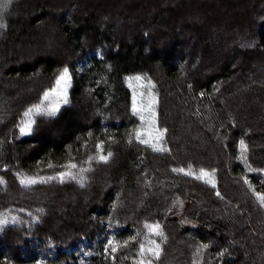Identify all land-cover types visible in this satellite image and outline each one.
Wrapping results in <instances>:
<instances>
[{
  "label": "trees",
  "instance_id": "16d2710c",
  "mask_svg": "<svg viewBox=\"0 0 264 264\" xmlns=\"http://www.w3.org/2000/svg\"><path fill=\"white\" fill-rule=\"evenodd\" d=\"M75 9L54 21L39 0L0 6V264H264V0H254L248 36L232 21L226 33L192 35L169 17L102 22ZM46 26L67 53L36 46L16 60ZM229 41L220 68L203 74L197 49L212 63ZM64 68L67 103L25 116L43 109ZM139 82L154 99L150 116L133 110ZM73 192L60 220L54 202ZM177 206L198 228L168 227Z\"/></svg>",
  "mask_w": 264,
  "mask_h": 264
},
{
  "label": "rangeland",
  "instance_id": "374dc122",
  "mask_svg": "<svg viewBox=\"0 0 264 264\" xmlns=\"http://www.w3.org/2000/svg\"><path fill=\"white\" fill-rule=\"evenodd\" d=\"M74 4H76V9L74 10V13L71 14L75 15L76 11L79 10L80 14L85 17L87 14L96 12V14H98L99 20L102 22L106 21L105 18L109 15L113 17L120 14L122 18H125L127 15H129L132 18L139 17L138 19L145 17V20L156 15L157 17L159 16L164 20L169 17V21L171 23L174 22V27L176 29L179 28L182 30L184 27L183 25H187L186 27L190 29V34L193 35L197 33L198 35L200 32L207 31V33H210L215 29L219 30V32L223 31L226 33L228 31L226 28L227 23L228 21H232L233 25L235 23H239L240 28L243 27L241 32L248 36L247 26H245V24L253 19L251 13L254 0H39V5H43L45 8L52 10L54 21L64 16V12L70 11ZM160 23H162V27H160L165 31L170 29L168 25L164 26L163 22ZM128 24L130 27H132L133 22L131 21V23ZM133 25L140 26L141 23L138 22ZM49 29H51V31H49L46 26L44 29L42 28L40 32L35 34L31 33L28 38H25L23 43L17 47V56L15 59L17 58L16 60H21L22 57L32 58L33 53H35L36 46H38V48L45 53H55L58 56L60 54L61 56H64L67 52L66 50H63L61 46L63 37L56 35L55 27L49 26ZM235 29L236 28H234V30ZM186 31L188 30L186 29ZM249 35L255 37L253 32L251 34L249 33ZM195 42L198 43V40ZM230 46L231 44L229 41V43L224 45L223 48L215 49L209 53L213 57L212 63L206 61L205 58H203L204 53L197 49V54L201 55V63H206L204 64L205 66L202 69V73L209 75L220 68L222 61L219 57L221 55H224L223 57H228L230 55L229 53L231 52ZM86 66L87 63L83 62L80 65V71H83ZM199 68L200 66L197 65L193 67L192 70H197ZM253 69L255 71L253 72L255 75L258 72H262L257 68ZM259 84L262 86L264 84V80L260 81ZM68 87L69 84L66 88V96H60L53 91L49 92L48 98L44 99L43 101V104H45L43 109H50L53 106H56L58 111L61 106L65 104V99H68ZM14 89H17L16 92H21L20 87ZM144 89L146 88L142 82H139L138 87H135L136 110L146 113L150 116V112L154 107V99L152 96H150V93L148 94V92L144 91ZM23 134L28 135L29 132H25ZM242 148L243 154L245 155L246 148ZM193 188L200 193H204L202 188ZM63 194L64 193H62V195ZM75 195L78 194L76 192L70 193L68 196L70 199L64 198L60 200V202H54V199L52 200L56 204V207H54L55 214L60 216V220L64 218V205H67L66 203L70 204L69 202L71 199H74ZM40 201L41 198L38 200V202ZM181 210V206L176 207L174 213L171 216L170 222L167 224L168 227L198 228L197 224L190 222L183 217ZM78 249H81V247H78ZM71 251H75V249H72ZM80 253L84 254L85 257H88V254H86L85 251L83 252L82 249ZM174 256L176 257L177 255L175 254ZM179 261L180 259L177 257L174 259L175 264H179Z\"/></svg>",
  "mask_w": 264,
  "mask_h": 264
},
{
  "label": "snow or ice",
  "instance_id": "6c2138e0",
  "mask_svg": "<svg viewBox=\"0 0 264 264\" xmlns=\"http://www.w3.org/2000/svg\"><path fill=\"white\" fill-rule=\"evenodd\" d=\"M3 3H4V0H0V6H3ZM2 27H5V25L0 24V28H2ZM137 79H140V78L137 77ZM69 82H70L69 70L67 68H64L62 73L60 74V76L56 80L57 88L53 89L52 91L56 92L60 96H66V88H67ZM48 96H49V93L46 92L45 93V99H47ZM64 102L67 103V100L65 99ZM133 110H134V112L136 111L135 97L133 98ZM33 111H35L36 113H41L42 111H44V112H46L47 115H54L55 112L57 111V107L53 106L50 109H42L41 105H34L33 108L29 109L28 111H26L24 115L25 116H29V114L31 112H33ZM141 119H143V117H141ZM32 123H34V121L29 119L25 124H23L20 127V132L22 134L25 133V132H30ZM137 138H139V134H137ZM142 142L143 143H147V141H142ZM241 145H242V147L246 148V146L243 144V141H241ZM109 155H111V153H109ZM99 160L106 161L107 157L101 155V156H99ZM75 167H76L75 164H69L68 165V168H75ZM202 172H203V170H202ZM204 174L207 175V173H204ZM65 176L72 177V174H71L70 171L69 172H65V173H60V177L61 178L65 177ZM72 178H74V177H72ZM35 182L36 181L34 179H32V178H27V179L21 180V183L24 184L25 186L31 185V184H33ZM0 183H3V181H0ZM258 199L260 200L261 204L264 205V195H259L258 194ZM4 223H6V221L0 220V226H2ZM158 228H159L158 225L151 226V230L154 231V232L157 231ZM109 244H112V241H109ZM115 250H116V248H115V246H113L112 251H115ZM141 251L142 252L145 251L143 245H141ZM148 251L152 252L153 255L158 257L159 256V252H160L159 245H156L155 248L148 249ZM149 264H150V262H149Z\"/></svg>",
  "mask_w": 264,
  "mask_h": 264
}]
</instances>
